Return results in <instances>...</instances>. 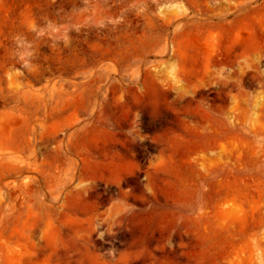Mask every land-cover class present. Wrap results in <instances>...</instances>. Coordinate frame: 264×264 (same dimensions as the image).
<instances>
[{"label": "rangeland", "instance_id": "1", "mask_svg": "<svg viewBox=\"0 0 264 264\" xmlns=\"http://www.w3.org/2000/svg\"><path fill=\"white\" fill-rule=\"evenodd\" d=\"M0 264H264V0H0Z\"/></svg>", "mask_w": 264, "mask_h": 264}, {"label": "bare ground", "instance_id": "2", "mask_svg": "<svg viewBox=\"0 0 264 264\" xmlns=\"http://www.w3.org/2000/svg\"><path fill=\"white\" fill-rule=\"evenodd\" d=\"M86 167H87L86 168V172H87L86 174H88L89 176H91L93 178L95 176H97L98 174H100L101 170L106 171L108 173L113 172L110 168L107 169V168H105L103 166H102L103 168H101V167H97V166H92V164H87Z\"/></svg>", "mask_w": 264, "mask_h": 264}, {"label": "flooded vegetation", "instance_id": "3", "mask_svg": "<svg viewBox=\"0 0 264 264\" xmlns=\"http://www.w3.org/2000/svg\"><path fill=\"white\" fill-rule=\"evenodd\" d=\"M105 245H107V246H108V245H112V243H105Z\"/></svg>", "mask_w": 264, "mask_h": 264}]
</instances>
